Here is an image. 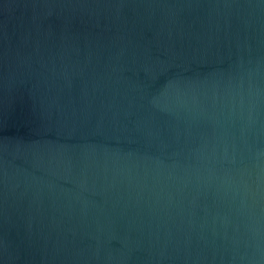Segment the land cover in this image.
Listing matches in <instances>:
<instances>
[{
  "label": "water",
  "instance_id": "95a60500",
  "mask_svg": "<svg viewBox=\"0 0 264 264\" xmlns=\"http://www.w3.org/2000/svg\"><path fill=\"white\" fill-rule=\"evenodd\" d=\"M0 264H264V0H0Z\"/></svg>",
  "mask_w": 264,
  "mask_h": 264
}]
</instances>
